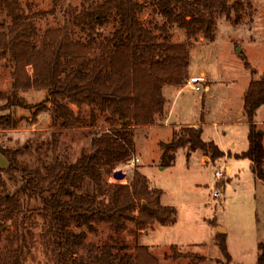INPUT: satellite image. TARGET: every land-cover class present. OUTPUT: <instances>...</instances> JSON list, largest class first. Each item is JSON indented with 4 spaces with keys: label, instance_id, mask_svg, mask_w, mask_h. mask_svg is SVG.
Listing matches in <instances>:
<instances>
[{
    "label": "trees",
    "instance_id": "16d2710c",
    "mask_svg": "<svg viewBox=\"0 0 264 264\" xmlns=\"http://www.w3.org/2000/svg\"><path fill=\"white\" fill-rule=\"evenodd\" d=\"M52 1L55 14L64 0ZM154 4L165 19L162 25L145 23V4L139 0H86L72 9L65 24L40 34L23 15L20 0H0V11L12 20L0 29V61L8 60L12 67L11 89L0 90V110L9 112L0 115V131L17 130L13 109L30 107L22 93L45 90L36 113L48 110V104L52 109L50 132L22 133L26 141L16 147L0 144L10 162L0 167V219L24 221L26 211L33 209L43 221L49 259L45 264H160L150 246L131 241L127 233L137 237L155 224L172 225L177 209L162 204L163 190L151 187L137 166L128 184L105 177L132 161L133 129L164 116V87L179 89L189 76L190 45L173 41L169 27L184 29L189 38L202 34L212 41L219 15L230 18L241 3L156 0ZM246 65L251 68L249 62ZM262 105L264 74L252 79L245 93L249 146L235 154L249 159L253 176L264 182V132L255 120ZM81 127L91 129L90 146L72 159L61 136ZM159 145L163 167L174 165L180 148L188 155L196 150L210 153L215 161L225 157L214 141L203 139L201 127L184 126ZM17 226L2 264H23L27 239L23 225ZM225 235L217 234L216 240L229 262ZM258 248L256 264H264V240ZM171 249L167 259L206 260L174 245Z\"/></svg>",
    "mask_w": 264,
    "mask_h": 264
},
{
    "label": "rangeland",
    "instance_id": "374dc122",
    "mask_svg": "<svg viewBox=\"0 0 264 264\" xmlns=\"http://www.w3.org/2000/svg\"><path fill=\"white\" fill-rule=\"evenodd\" d=\"M20 1L23 15L36 25L41 34L47 28L65 24L72 9L80 8L86 0H64L55 14L51 13L52 0ZM139 1L145 4L142 16L145 23H164V17L154 8L156 0ZM239 2L240 6L233 10L230 18L219 15L212 41L202 34L189 38L184 29L176 25L169 27L173 41L190 45L189 70L192 76L198 77L205 71L210 76L211 88L194 91L184 87L183 82L169 96L170 89L165 86L163 92L170 101L169 106L167 102L168 118L161 116L155 124L133 129L136 151L132 161L135 158L141 161L118 165L116 170H122L126 174L125 179L117 180L113 174L105 177L109 182L128 184L137 166L151 187L163 190V205L177 209V221L172 225H158L137 237L127 233L131 241L137 239L140 244L150 246L160 264H256L258 244L264 240V182L253 176L249 159L234 156L235 152L249 146V127L243 125L246 117L240 116L245 93L251 80L264 74V0ZM11 22L8 13L0 11V29ZM246 62L257 75L252 73ZM11 71L10 61H0V90L11 89ZM22 95L30 107L13 109L17 130L0 131V144L5 146L16 147L24 143L26 138L22 133L52 130L50 105L48 110L36 113L46 91L31 90ZM71 106L78 111L76 105ZM87 109L85 106L84 110ZM7 113L0 110V115ZM256 117L264 121V105L258 109ZM182 125L203 128V139L214 141L227 157L215 161L210 153L196 150L188 155L187 149L180 148L174 165L161 166L160 142L169 141L173 131H181ZM258 126L263 132L264 124ZM89 130L81 127L62 133V143L69 148L72 159L90 146ZM9 163L8 157L0 152V167L6 168ZM217 170L222 171L225 177L218 179ZM215 192L218 195L215 196ZM24 215V221L0 219V264L9 236L19 224L23 225L27 239L23 264H45L49 260L44 251L43 221L33 209ZM220 233H226V245L231 254L229 262L216 240ZM91 239L95 241L97 238ZM173 245L178 251L199 254L206 260L167 259L165 255L172 252Z\"/></svg>",
    "mask_w": 264,
    "mask_h": 264
},
{
    "label": "crops",
    "instance_id": "0c3cea01",
    "mask_svg": "<svg viewBox=\"0 0 264 264\" xmlns=\"http://www.w3.org/2000/svg\"><path fill=\"white\" fill-rule=\"evenodd\" d=\"M189 74L190 75H193L192 74V72L189 70ZM200 74H203V75H205L206 76V79H207V89L206 90H209L210 88H211V79H210V76H209V74H207L205 71H202ZM255 75H257V73H255ZM260 76H258V78H259ZM250 84V83H249ZM248 87H249V85H248ZM170 89V90H169ZM169 92H168V95L170 96L173 92H175V89L176 88H173V87H169ZM181 89H183V88H181ZM181 89H180V91H181ZM248 89V88H247ZM165 95V97H166V100H167V102H168V106H169V104H170V101L168 100V98H167V94H164ZM168 106H166V110H165V114H164V118H168V116H169V110H168ZM260 108V107H259ZM258 111V110H257ZM242 115V117L241 118H245L244 120L245 121H243V125H248V127H249V121H248V118H247V115H246V113H245V110H244V108H241L240 109V116ZM256 116H257V114H256ZM255 120H256V122H257V124L258 125H263L264 124V121H262L261 119H258L257 117H255ZM182 126H191V125H182ZM196 127V126H195ZM203 129V128H202ZM248 132H249V129H248ZM264 132V131H263ZM247 137H248V133H247ZM264 140V139H263ZM245 150H247V149H243L242 151H245ZM242 151H237V152H235L234 153V156H235V154L236 153H241ZM228 156H231V153L228 155ZM225 157H227V155H226V153H225ZM141 158V157H140ZM141 161V159L139 160V162ZM229 169V168H228ZM220 184V186H222V182L221 183H219ZM163 197V196H162ZM163 204V203H162ZM165 205V204H164ZM158 226V224H155L152 228L153 229H155L156 227ZM149 229V228H148ZM148 229L147 230H145V231H142V233L141 234H144V233H146L147 231H148ZM226 231V230H225ZM140 234V235H141ZM182 259V258H181Z\"/></svg>",
    "mask_w": 264,
    "mask_h": 264
},
{
    "label": "built area",
    "instance_id": "2783aa9c",
    "mask_svg": "<svg viewBox=\"0 0 264 264\" xmlns=\"http://www.w3.org/2000/svg\"><path fill=\"white\" fill-rule=\"evenodd\" d=\"M184 87H190L194 91H202L207 89V79L206 76L203 74H200L197 76H188L186 80L184 81ZM139 158L133 159L132 163L139 162ZM216 176L218 179H222L225 177L224 173L220 170L216 171ZM214 195H218V192H215Z\"/></svg>",
    "mask_w": 264,
    "mask_h": 264
},
{
    "label": "water",
    "instance_id": "95a60500",
    "mask_svg": "<svg viewBox=\"0 0 264 264\" xmlns=\"http://www.w3.org/2000/svg\"><path fill=\"white\" fill-rule=\"evenodd\" d=\"M113 177L117 180H122V179H125L126 177V174L122 171V170H116L114 173H113Z\"/></svg>",
    "mask_w": 264,
    "mask_h": 264
}]
</instances>
